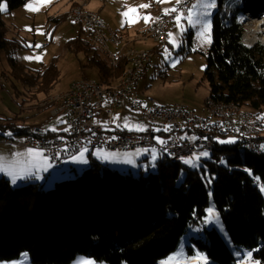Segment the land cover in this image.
<instances>
[{"label":"trees","instance_id":"obj_1","mask_svg":"<svg viewBox=\"0 0 264 264\" xmlns=\"http://www.w3.org/2000/svg\"><path fill=\"white\" fill-rule=\"evenodd\" d=\"M2 1L12 11L28 0ZM222 3L218 0L219 9ZM241 3L230 16L217 11L212 17L204 78L211 98L235 103L264 120V46L243 45V27L236 21L239 13L264 14V0ZM1 15L0 52L17 68L14 42L6 38ZM78 37L69 42L85 53L98 80H117L123 65L111 67ZM58 78L52 61L19 80L48 94ZM7 130L26 132L10 122L0 124V132ZM209 138L214 148L197 169L162 155L155 172L137 178L98 163L49 189L38 182L12 187L0 178V262L26 253L31 264H69L78 255L105 264H157L182 240L190 254H201L208 264H236L253 250L254 259L264 264V153H252L238 142L221 144L222 137ZM209 204L220 218L227 244L215 228L203 227Z\"/></svg>","mask_w":264,"mask_h":264},{"label":"rangeland","instance_id":"obj_2","mask_svg":"<svg viewBox=\"0 0 264 264\" xmlns=\"http://www.w3.org/2000/svg\"><path fill=\"white\" fill-rule=\"evenodd\" d=\"M215 2L216 7L211 10V16L207 18L211 22V29L212 17L215 12L220 11L221 14L230 16L242 4L241 0H223L219 9L218 0H215ZM37 3L38 0H28L12 11H8L7 8L4 11H0L2 14L1 19L6 27V38L14 42L15 50H13L12 57L17 67L15 68V66L10 64L9 60H7V54L0 53V72L6 79V82L0 84V122H13L15 118L24 119L18 122L22 125H27L29 121L31 122V117L26 120L30 116L26 109H29L31 105L38 107V100L45 95L40 93L39 95L35 94L37 95L36 98L30 97V93H33V88L26 86L20 80L24 79L26 74L43 70L52 61L55 63L59 78L54 83L53 88L49 90L48 96L58 94V92L67 89L71 84L79 80H98L97 70L86 65L87 57L85 53L74 49L69 42L72 39L79 38L81 26L72 24L65 19L59 20L58 23L52 21L53 18L63 17L70 6L74 5L84 10L98 13L104 22L109 21L107 24L112 30L121 36H125V39L132 41L135 35L140 32V28L163 14L165 9L172 8L176 4V0H170L168 3H159L157 0H56L46 10L42 6L35 12L27 10L29 4L36 5ZM142 4H147L149 7L140 8L139 6ZM0 5L6 6L4 1ZM129 8H135L137 12L129 13V17L125 18L122 13L128 11ZM186 13L187 10L183 14L186 15ZM145 16L152 19L145 23L142 19ZM133 19H136L137 22L131 23L130 21ZM236 19L237 23L243 27L241 37L243 45L247 43L250 44L249 47L255 44L264 46V14L254 17L239 13ZM181 25L185 29L182 34L177 28L175 21L170 29V33L176 38L178 45L176 48H173L168 42L157 44L153 41H133L134 43L131 44L136 49L150 50L153 53L142 80L137 85L136 93L145 102V105L150 100H154L158 105L170 108L180 105L192 111L196 116L205 117L204 102L210 97V91L204 78L206 63L203 53L207 52L211 43H203L200 39L198 35L199 26L189 27L186 19L181 20ZM37 45L39 47H36ZM165 49L168 50L167 59ZM36 56H39L40 59L36 60ZM26 57L33 58L25 59ZM173 63H175V67L172 66ZM120 109L125 113L124 116L132 118V121L134 118L138 121L136 128L142 123L143 125L145 124L137 113H133L124 107ZM115 111L116 109L113 110L114 121L118 124L116 118L120 114ZM123 119L121 118V121H124ZM97 121L103 123L105 119L101 115L97 118ZM132 126H135V124L132 123ZM5 134H10V131H5ZM189 137L191 139L194 138L193 135ZM260 146L264 153V143L260 144ZM203 152H207L208 155L206 157L201 155ZM154 156L155 159H153ZM209 156L210 152L198 149L191 158L184 159L182 165L189 169H197ZM79 157L80 152L64 160L59 167L49 164L48 168L50 171L44 177H34V180L44 184L45 189H49L53 187L55 182L80 175L83 170L92 166L93 163H98L120 174H130L133 178H137L139 174L145 176L148 173L155 172V163L162 157V154L154 149L136 150L130 153L86 150L83 156V161L86 162H82ZM194 157H199V159L194 160ZM185 160L192 161L196 166L193 167L192 163H184ZM4 178L9 181L12 187L25 183L24 180L18 181L19 179L13 183L9 177ZM262 194L264 196V192ZM210 208L216 213V217H209L208 210ZM217 218L219 223L216 222ZM203 220L204 229L215 228L224 242L228 243L220 218L211 204L206 208ZM196 255V252L190 254L186 249L185 243L181 240L176 250L159 260L157 264H166L169 257H176L173 264H186L187 261L193 260ZM81 261H90L92 264H105L96 262L85 255L76 256L69 264H79ZM0 264L31 263L28 255L22 253L18 259L1 261Z\"/></svg>","mask_w":264,"mask_h":264},{"label":"built area","instance_id":"obj_3","mask_svg":"<svg viewBox=\"0 0 264 264\" xmlns=\"http://www.w3.org/2000/svg\"><path fill=\"white\" fill-rule=\"evenodd\" d=\"M192 2L193 0H181L174 7L178 13L183 14L191 7ZM176 15L177 13L163 14V19L153 20L147 27L146 30H149L150 34H158L157 44L168 42V34ZM70 23L83 27L87 36L108 31V26L103 21L85 18L83 14L70 19ZM101 42L98 41V48H92L96 53L101 49ZM150 55L152 52H140V57H131L130 51V59H137V66H132L129 80L122 83L119 93H100L99 90L93 89L90 79L76 81L68 91L58 93L61 94V102L49 113L53 117L63 118L67 127L64 136L52 137L40 128L30 127L26 134L19 136L0 134V144L38 150L54 167L61 166L64 160L86 150L130 153L154 149L170 161L180 163V157L191 158L198 149L211 152L214 141L209 137L234 140L244 147L262 152L261 137H254V129L264 130V120L259 116L242 114L241 123H230L228 113H219L218 110L209 108L205 111V117H199L180 105L170 108L158 105L152 100L145 105L136 89L140 74L144 73L150 62ZM116 60L115 55H110L109 62L115 64ZM0 78H3L1 74ZM105 103L113 108L124 107L137 113L146 124L145 132H127L114 126L111 109L104 110ZM102 111L108 121L106 125L94 121V117ZM190 135L194 138L191 139ZM247 253L236 264H248ZM251 253L252 264H259L253 257L254 250Z\"/></svg>","mask_w":264,"mask_h":264},{"label":"bare ground","instance_id":"obj_4","mask_svg":"<svg viewBox=\"0 0 264 264\" xmlns=\"http://www.w3.org/2000/svg\"><path fill=\"white\" fill-rule=\"evenodd\" d=\"M193 3H195V0H193L192 4ZM80 14H83V17L85 18H92L97 21H102L98 13L89 10H84L78 6H73L64 15L65 16L64 19L70 22V19H73ZM161 19H163V14H161L154 20H161ZM148 26L141 29L140 32L137 35H135L132 41L125 39V37L119 35L117 32H115L109 27H108V31H103V33H94V36H87L86 41L91 48H98V41H102L101 49H98L97 54L102 58H104L111 67L116 68L119 65H123L124 68L121 76L113 83L105 84L100 81L91 80L93 82V89L99 90L100 93H104V94L119 93L122 90V83L128 82L129 75L132 73V66H137V59H130V51H131V57H140V52H151L150 50L136 49L133 46H131L130 43L133 41H140V42L153 41L155 43H158V34H150L149 30H146ZM103 40H107V41H103ZM245 45L250 46V44L247 43H245ZM110 55L116 56L117 60L115 61V64L114 62H109ZM151 56L152 55H150V58ZM143 74L144 73L140 74L139 82L142 80ZM4 82H5V76H3V78H0V84ZM60 102H61V94H55V95L47 96L44 99H42L38 103V106L41 108H48L49 111H52V108H54L56 104ZM208 108L211 110H218L219 113H228V122L230 123H241L242 114L254 115L252 112L248 110L241 109L235 103L224 102L221 100L213 99L211 97H208L204 102V109H205L204 111H208ZM263 132H264L263 129H254V137H262ZM213 148H211V151L213 150ZM244 148L248 149L252 153L261 154L260 152H257L253 149L247 147ZM188 158L190 157H180V163H182L184 159H188ZM168 160L170 161V159ZM240 259H238L237 261H239Z\"/></svg>","mask_w":264,"mask_h":264},{"label":"snow or ice","instance_id":"obj_5","mask_svg":"<svg viewBox=\"0 0 264 264\" xmlns=\"http://www.w3.org/2000/svg\"><path fill=\"white\" fill-rule=\"evenodd\" d=\"M51 0H38V3L36 5L29 4L27 6V10L35 12L39 10V7L41 6H46L48 3H50ZM159 3H168L170 0H157ZM181 0H176V3L179 4ZM140 8H148L149 5L147 4H142L139 6ZM216 7V2L215 0H196V3H193L190 8H188L186 15L178 13L177 8L172 7L169 9L164 10V15H169L171 13H177L175 17V22L176 26L179 29L180 33L182 34L185 29L181 25V20L186 19L187 24L189 27H197L199 26L198 30V35L200 39L203 41V43H211V22L208 17L211 16V10ZM6 8L5 5H0V11H4ZM137 12V9L135 8H129L128 11L122 13V15L127 18L129 17V13H135ZM145 23H148L152 18L151 17H142ZM131 23L137 22L136 19H133L130 21ZM30 31V29H28ZM168 43L173 46V48H176L178 45L176 43V38L173 36V34L169 33L168 34ZM36 47H39L37 45ZM165 54H166V59L168 55V50L165 49ZM33 57H26L25 59H32ZM36 60H39L40 57L36 56ZM175 67V63L172 65ZM127 126V124H126ZM52 131H55V129H51ZM131 130V129H130ZM136 130H143L142 128L137 127ZM221 144H228V143H235L234 140H221L219 141ZM201 155L207 156V152H203ZM26 156L29 157L30 159L26 161V164L28 167H36L40 168L41 166H48L47 165V160L42 159L43 153H41L38 150H33V149H28ZM83 156H84V151L80 152V160L83 161ZM155 159V156L153 157ZM195 159H199V157H194ZM223 162V161H221ZM18 161L13 158L12 162H7L5 161L2 157H0V172H4L11 176L12 182L15 183L18 178H22V174L27 173V168L23 169H18ZM184 163H192V161L185 160ZM192 166L195 167L196 165L192 163ZM247 171V170H246ZM30 174V173H27ZM211 182V181H209ZM261 191L264 192V187L261 188ZM208 215L209 217H216V213L210 208L208 210ZM217 223H219V220L217 218L216 220ZM222 227V226H221ZM248 264H252V253L248 252ZM176 260V257H169V260L166 262V264H173V262ZM79 264H92L90 261H81ZM186 264H207V259L206 257L202 256L201 254L197 253L196 257L193 258L191 261H187Z\"/></svg>","mask_w":264,"mask_h":264},{"label":"crops","instance_id":"obj_6","mask_svg":"<svg viewBox=\"0 0 264 264\" xmlns=\"http://www.w3.org/2000/svg\"><path fill=\"white\" fill-rule=\"evenodd\" d=\"M56 0H51L50 3H48L46 6H42V8L44 10H46L50 5H52V3H54ZM32 2V1H31ZM74 5L70 6L69 8L71 9ZM175 5H173L172 7H174ZM67 9L68 11L70 9ZM67 12V11H66ZM99 15V14H98ZM100 16V15H99ZM101 18V17H100ZM54 19V18H53ZM102 20V18H101ZM154 20V19H153ZM151 20V22L153 21ZM103 21V20H102ZM104 22V21H103ZM150 22V23H151ZM107 26L109 23V21L107 22H104ZM150 23L146 24L145 26H143L142 28L140 29H143L145 28L146 26H148ZM73 24V23H72ZM109 27V26H108ZM110 28V27H109ZM83 30V31H82ZM79 36L81 37V39L85 42H87V32L86 30L81 27V32L79 34ZM125 37V36H123ZM134 42H131V44H133ZM2 53V52H0ZM86 56V55H85ZM87 57V56H86ZM101 59H103L104 61H106L104 58H102L101 56H99ZM87 61H88V57H87ZM107 62V61H106ZM86 65H87V62H86ZM149 65V64H148ZM147 65V67H148ZM146 67V68H147ZM146 71V69H145ZM144 71V72H145ZM98 74V72H97ZM90 80H93V79H90ZM99 81V80H97ZM116 81V80H115ZM114 81V82H115ZM113 83V82H111ZM72 85V84H71ZM71 85L65 89V90H61L60 92L58 93H61V92H66L70 89ZM31 91V89H30ZM39 95L40 93H37L35 92V89L33 88V93L31 94L30 93V97L32 98H36L37 95ZM45 96H42V98H40L38 100V103L44 99L45 97H47L49 95L48 94H43ZM53 95V94H52ZM122 108V107H121ZM105 109H111V113H112V124L114 126H116L117 128L121 129V130H124V131H127V132H133V133H143L145 132V124L143 125V123L139 126V128H142L143 130H139V132H137V130H134L136 129V124H137V120L134 118L133 121H132V118H129V117H126L124 116L125 113L120 109V108H113L111 107L108 103H105L104 104V110ZM116 109L115 112H118L120 114V116L117 119L118 121V124L114 121V112L113 110ZM120 109V110H119ZM119 110V111H118ZM26 111H28L30 113V116H28L26 118L29 119L31 117V122L29 121V124H19L18 122L19 121H23L24 119H20V118H15L13 122H10L12 124H14L16 127H20V128H24L25 129V133H16L14 134L13 132L10 131V134H5V132H0V134H5L7 136H10V135H23V134H26L28 132V129L30 127H37V128H40L42 130H44L45 132L48 133L49 136H52V137H61V136H64L65 133H66V130H67V127L66 125L64 124V121H63V118L62 117H53L50 115L49 113V109L48 108H41V107H36L35 105H31L29 106V109H26ZM103 116V118L105 119V121L102 123V122H99L97 121V118L99 116ZM128 115V114H127ZM34 117V118H33ZM53 117V118H51ZM126 117V118H125ZM95 118H96V121H95ZM121 118L124 120V121H121ZM141 118V117H140ZM142 119V118H141ZM94 121L97 123V124H100V125H106L107 124V119L105 117V114H104V111L100 112L97 116L94 117ZM17 122V124H16ZM143 122V121H142ZM3 122H0V124H2ZM132 123L135 124V126H132ZM127 124V126H126ZM51 129H55V131H52ZM131 129V130H130ZM9 131V130H7ZM27 148H24V147H21V146H10V145H5V144H0V157H2L5 161H9V162H12L13 161V158H15L19 163L17 165V168L18 169H23V168H27V173H30V174H22V178H18L17 180L18 181H25L26 182H36L34 180V177H44V175L46 173H48L50 170L48 168L49 166V163H48V160L46 158V156L43 154V157L42 159H45L47 160V165L48 166H41L39 169L36 168V167H28V165L26 164V161L29 160L30 158L26 156V153H27ZM42 153V152H41ZM21 165H22V168H21ZM4 177H9L10 179L11 176H9L8 174L4 173V172H0V178H4ZM5 179V178H4ZM7 180V179H6ZM9 182V181H8Z\"/></svg>","mask_w":264,"mask_h":264},{"label":"water","instance_id":"obj_7","mask_svg":"<svg viewBox=\"0 0 264 264\" xmlns=\"http://www.w3.org/2000/svg\"><path fill=\"white\" fill-rule=\"evenodd\" d=\"M244 44V43H243ZM246 46V45H245Z\"/></svg>","mask_w":264,"mask_h":264}]
</instances>
